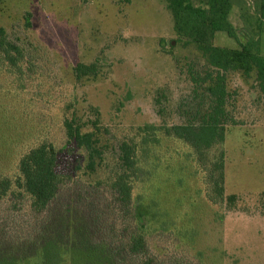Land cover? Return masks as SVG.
Segmentation results:
<instances>
[{"label":"rangeland","instance_id":"1","mask_svg":"<svg viewBox=\"0 0 264 264\" xmlns=\"http://www.w3.org/2000/svg\"><path fill=\"white\" fill-rule=\"evenodd\" d=\"M256 9L254 0L237 1L230 22L242 42L260 39L264 57V22ZM0 29V41L19 49L0 50V219L6 226L15 217L31 221L21 163L32 150L51 147L68 189L91 191L92 205L104 207L111 191L96 184L117 167L120 144L146 140L133 196L147 211L153 253L172 263L264 264V90L256 72L228 76L235 124L209 153H225V198L212 202L193 150L162 129L185 123L193 91L188 65L204 64L194 47L179 42L165 0H0ZM214 44L239 47L223 32ZM81 64L94 65L96 75L79 79ZM75 118L88 131L100 129L106 144L95 176L84 173L85 154L67 136L65 122ZM107 214L118 219L110 208ZM59 257L53 264H71L67 249Z\"/></svg>","mask_w":264,"mask_h":264},{"label":"trees","instance_id":"2","mask_svg":"<svg viewBox=\"0 0 264 264\" xmlns=\"http://www.w3.org/2000/svg\"><path fill=\"white\" fill-rule=\"evenodd\" d=\"M174 19L179 42L194 47L204 64L190 63L187 74L193 85L192 102L183 124L165 126L164 133L190 147L197 162L206 172L208 198L212 202L225 198V153L214 158L209 153L222 146L227 127L235 124L229 109L228 76L231 73L257 74L264 90V57L260 39L240 40L230 22V13L241 0H165ZM260 22H264V0H254ZM226 33L238 43L230 49L214 44L216 34ZM5 32L0 29V36ZM0 50L6 54L19 49L5 39ZM94 65L81 64L79 79L96 75ZM67 136L84 152L82 170L97 175L106 159V144L100 129L86 130L78 119L65 122ZM147 130H156L154 126ZM155 137V136H154ZM155 141V140H154ZM137 139L119 146L117 167L96 185L106 184L111 191L108 206L92 205L93 193L68 189L64 175L58 171V158L53 149L42 145L32 150L21 163L23 191L31 197L30 219L13 218L14 226L0 219V264H28L39 261L53 264L61 261L60 251L67 249L71 264H183L163 262L153 253L148 242L147 211L133 196L141 177L140 151ZM89 188H93L89 185ZM100 207V210H99ZM118 219L111 221L107 210ZM25 221V223H24ZM60 263V262H59Z\"/></svg>","mask_w":264,"mask_h":264}]
</instances>
